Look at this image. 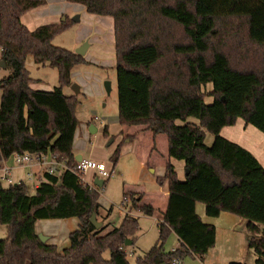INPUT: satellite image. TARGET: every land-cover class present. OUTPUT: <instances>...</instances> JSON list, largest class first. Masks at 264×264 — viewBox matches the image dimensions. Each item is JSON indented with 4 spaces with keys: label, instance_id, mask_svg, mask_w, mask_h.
<instances>
[{
    "label": "trees",
    "instance_id": "trees-1",
    "mask_svg": "<svg viewBox=\"0 0 264 264\" xmlns=\"http://www.w3.org/2000/svg\"><path fill=\"white\" fill-rule=\"evenodd\" d=\"M68 1L112 18L118 124L158 128L168 157L187 170L180 180L166 162L155 178L166 184V205L156 241L133 264L202 257L214 244L215 229L200 220L196 202L207 217L226 212L244 218L254 264H264V168L248 150L218 134L238 118L264 134V0ZM43 2L0 0V59L10 67L0 77V163L13 153L49 152L66 168L58 175L44 173L32 194L21 182L0 184V224L6 226L0 264H131L118 247L125 239L133 243L136 218L126 213L99 234L102 223L94 228L88 220L99 214L97 189L69 170L76 161L71 144L77 95L63 94L61 84L68 83L71 67L86 59L51 42L63 23L28 28L21 21L25 11ZM26 55L56 67L58 84L49 90L31 87ZM205 132L212 135L208 145ZM118 153L116 145L112 163ZM140 200V193L122 192V202L151 215L153 207ZM68 217L78 224L60 252L39 240L35 220ZM169 231L179 246L165 251Z\"/></svg>",
    "mask_w": 264,
    "mask_h": 264
},
{
    "label": "rangeland",
    "instance_id": "rangeland-1",
    "mask_svg": "<svg viewBox=\"0 0 264 264\" xmlns=\"http://www.w3.org/2000/svg\"><path fill=\"white\" fill-rule=\"evenodd\" d=\"M77 15V20L72 16ZM20 19L28 28H33L41 23L53 22L63 23L60 28L51 37V42L73 50L83 41H87V47L83 54L86 62L74 64L69 72L68 83L61 84L62 93L72 94L71 83L75 82L79 86V94L76 96L74 114L81 123L106 122L107 118L113 117L117 112L116 101V82L114 68V50H113V27L110 15L91 13L85 10L82 4L68 0H44L42 4L28 9ZM219 28V26H218ZM216 43L217 37L212 39ZM24 66L28 74L33 78L31 85L37 89L49 90L58 84L57 69L47 64H38L34 62L30 55H26ZM10 72L8 65H0V77ZM109 81V92L105 93L103 81ZM207 83L204 89H208ZM209 102L210 98H205ZM191 118V117H189ZM233 126H226L219 131V135L225 137L226 129H240L242 121L238 119ZM132 127H138L134 125ZM247 138L251 140L253 146H256L259 153H264V134L247 124L244 127ZM110 138L102 134L101 129L97 133L91 134L90 139L85 144L94 147L95 150L105 154L102 159L109 175L104 178V184L97 190L99 204V214L95 215V220L102 223L99 234L105 233L110 227L117 226L123 216L127 213L129 203L121 204V190L125 187L140 190L144 192V200L150 201L159 207V203L153 198V193L158 189L155 182L147 177V173L139 168V160L143 152L147 153L149 147L144 140H134L129 144L119 145V153L115 163H112L110 154L116 146V142L108 143ZM158 140L160 145H166L164 135L159 132ZM212 135L205 137L206 144H210ZM230 140V139H229ZM248 140V139H247ZM211 142V141H210ZM123 144V143H122ZM161 147V146H160ZM257 157L258 155L254 153ZM264 164V163H262ZM155 173L159 169L155 168ZM145 179V180H143ZM15 182V181H13ZM26 184V192H33L29 181ZM37 180H32L31 183ZM1 186L7 183L0 181ZM197 208L201 214L202 204L197 203ZM132 214L137 220V230L134 233V240L131 245L123 246L125 251H131L127 255L128 261L133 264L137 256H141L147 251L157 239V228L154 215H145L137 209H131ZM106 216V219L104 217ZM204 219L215 225V237L213 246L202 256L184 255L179 259L178 264H228L229 262H238L240 264H254L255 255L247 246L246 238L249 235L246 230L244 218L230 213H222L219 218L206 217ZM109 224V225H108ZM34 230L37 233L48 236V240L54 242L56 249L60 252L67 246V231L70 226L65 219H38L34 222ZM6 234V226L0 224V238ZM173 234H167L163 241V248L168 250L174 245ZM46 239V241H47ZM108 250L102 252V256L107 258Z\"/></svg>",
    "mask_w": 264,
    "mask_h": 264
},
{
    "label": "crops",
    "instance_id": "crops-1",
    "mask_svg": "<svg viewBox=\"0 0 264 264\" xmlns=\"http://www.w3.org/2000/svg\"><path fill=\"white\" fill-rule=\"evenodd\" d=\"M41 65H43V64H41ZM32 80H33V78H32ZM31 83H32V81L30 82V86L33 87L31 85ZM33 88H35V87H33ZM79 92H80V90H79ZM79 92L76 95H78ZM238 119L235 120V123L233 125H235L237 122H239ZM186 120L189 122H193V123L197 124V120L194 118L188 117ZM77 121H78V123H77V126L75 127V130L73 133V138H72V144H71V152H72L74 159L78 158V160H79L81 158H88V159H93V160L102 162L103 157L105 155H109L110 152L103 154V153L99 152V150H95L94 147H90V146H87V144H85V141H88L90 139V135L97 133L98 129H101L102 134H103V130H105L106 134L105 135L103 134V135L105 137L110 138L108 143H113V141H115L116 145H124V143L129 144L130 142H133L134 140H138V141L144 140L147 143L149 150L147 153H145V152H143V154L140 153L141 158L139 160V168L147 173L146 174L147 177L145 176V179L147 178L149 180H152L153 182H155L157 184L158 189L155 193H153V198L156 201V203H159V207L155 206L156 204H154V202L146 201L143 203H148L153 207V213L151 215H154V213H157L158 217H155V221L157 223L160 220L161 213L163 212L165 205H166L167 187H166L165 183L158 184L156 182L155 178L157 176H160L163 174L164 165L166 162L172 166V168L175 172V175L178 179L181 180L184 177L183 162L181 160H177V159L168 157V155H167V143H166V145H164L163 143L160 145V142L158 140L160 131L158 130V128H156V127L147 128L144 125H139V124H138V127H132L134 125H120L117 122V112L113 117L107 118L105 123L104 122H99L98 124H95L92 122L81 123L80 120H78V119H77ZM176 123H178V121H176ZM233 125H229V126H233ZM245 125H247V124H244V122H243L242 125L240 126V128L243 132L240 131L239 127L238 128L235 127L234 129L233 128L232 129L227 128L226 129L227 133L225 134L224 138H226L228 140L230 139L229 141H232V142L242 146L246 150H248L256 158V160L259 162V164L264 168V164H262V163H264V153L263 154L259 153L258 148L256 146H253V143H251V140H249V137L247 138V136L245 135V132H244ZM225 127L226 126L221 127L220 130H222ZM90 130H92V131H90ZM207 134H208V132H205V134H204V143L205 144H206L205 137L207 136ZM165 141H166V138H165ZM210 141H209V143H210ZM254 153H256L258 156L256 157ZM44 155H45V160H48L50 153L46 152V153H44ZM0 164H1L0 167L6 166L7 168H9V176L12 180V183L21 182L24 184L25 189H27L26 185H25L26 183L24 182L25 180H27V182L29 181V184L31 185L32 189L34 190V188L38 184V182L43 179L42 175L44 174V164L41 162V160H32L29 164L17 165L14 163L12 156L10 155L9 157L2 159ZM155 168L159 169L158 173L154 172ZM95 177H98V176L96 175V173L94 171H87L83 175V182L90 185V186H94L98 190L99 188H101L103 186L104 179H103V183H102L101 187H96L92 183V181ZM98 178H100V177H98ZM33 179L37 180V182L31 183V181ZM145 179H143V180H145ZM13 181H15V182H13ZM135 189H132V188L129 189L127 187L124 188L125 191L140 193L141 194L140 202H142L144 200V196H145L144 192H142L140 190H135ZM124 190H121V198H122V192ZM32 193L33 192H29L27 194H32ZM124 203H126V202L125 201L122 202V200H121V204H124ZM197 203H200V202L195 203L194 210H195L196 214L199 216L200 220L202 222L212 224L214 226V229H215V225L212 222H209L207 219H204L202 217V215L206 216L204 214L203 204L201 203L202 204V210H201V214H200V212L197 208ZM131 209H133V208L128 207L127 214L133 216L132 214H130ZM98 212H100L99 208H98ZM222 213H224V212H221L218 216L213 217V218H219V216H221ZM102 217H104V216H102ZM63 219L67 220V223L70 226V230H68L67 234H66V235H68V233L77 226L78 220L75 217H68V218H63ZM100 223H103V222H100ZM168 234L169 235L173 234L174 245L172 248H170L168 250H165L163 248L165 251L173 250L174 248L179 246V240L176 237V235L172 231H169ZM47 238H48V236H47ZM46 243L56 245L54 242H52L48 239H47ZM67 243H68V238H67Z\"/></svg>",
    "mask_w": 264,
    "mask_h": 264
},
{
    "label": "built area",
    "instance_id": "built-area-1",
    "mask_svg": "<svg viewBox=\"0 0 264 264\" xmlns=\"http://www.w3.org/2000/svg\"><path fill=\"white\" fill-rule=\"evenodd\" d=\"M12 159L15 164H29L32 160H41L44 164V173L49 175H58L63 169L66 168L63 161H57L51 154L49 155L48 160H45L44 153H30L27 151L21 153H13L11 154ZM71 172L76 174L81 181H83V175L87 171H94L98 177L101 179L106 178L109 175L108 170L105 165L101 161H96L88 158H81L69 168ZM0 181H4L7 185L12 183V180L9 176V168L6 166L0 167ZM119 250L123 251L125 254L130 255V251H125L123 246L118 247ZM166 264H178L179 258L171 257L165 258L163 260Z\"/></svg>",
    "mask_w": 264,
    "mask_h": 264
},
{
    "label": "water",
    "instance_id": "water-1",
    "mask_svg": "<svg viewBox=\"0 0 264 264\" xmlns=\"http://www.w3.org/2000/svg\"><path fill=\"white\" fill-rule=\"evenodd\" d=\"M72 19L73 20H77V15H73L72 16ZM86 47H87V41H83L82 43H80L78 46H76L73 51L78 53V54H81L83 55L85 50H86ZM0 65H4V62L2 59H0ZM103 87H104V90H105V93H108L109 92V81L108 80H104L103 81ZM70 88L72 90V94H77L79 92V86L78 84H76L75 82L71 83L70 85ZM92 131V130H90ZM76 161L78 160V158H75ZM187 170L184 169V174H186ZM92 183L96 186V187H101L102 183H103V179L101 178H98V177H95L92 181ZM89 222L92 224V226L94 228H98L100 226V222L99 221H96L95 220V215L94 213H91L89 218H88ZM37 237L39 238V240L41 242H45L46 239H47V236L45 235H42L41 233H37ZM130 240L129 239H125L124 242H123V245H130ZM160 264H166L165 262H162Z\"/></svg>",
    "mask_w": 264,
    "mask_h": 264
}]
</instances>
